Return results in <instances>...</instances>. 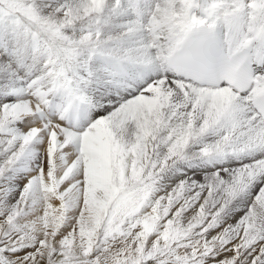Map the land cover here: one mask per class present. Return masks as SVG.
Here are the masks:
<instances>
[{
    "label": "snow or ice",
    "instance_id": "snow-or-ice-1",
    "mask_svg": "<svg viewBox=\"0 0 264 264\" xmlns=\"http://www.w3.org/2000/svg\"><path fill=\"white\" fill-rule=\"evenodd\" d=\"M0 264H264V0H0Z\"/></svg>",
    "mask_w": 264,
    "mask_h": 264
}]
</instances>
